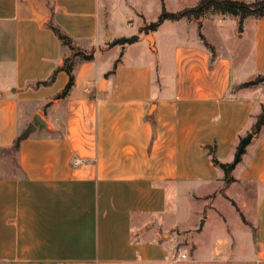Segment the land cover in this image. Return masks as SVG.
Wrapping results in <instances>:
<instances>
[{
    "label": "crops",
    "instance_id": "0c3cea01",
    "mask_svg": "<svg viewBox=\"0 0 264 264\" xmlns=\"http://www.w3.org/2000/svg\"><path fill=\"white\" fill-rule=\"evenodd\" d=\"M199 1L119 0L114 6L125 7L128 20L137 15L141 28L152 23L150 11L175 13ZM106 2L0 0V147L21 138V173L0 175V264H264V127L254 133L264 83L235 89L264 75V19H245L241 31L235 16L164 21L183 40L173 47L168 92L158 60L123 61L124 45L101 63V7L104 28L112 16ZM50 20L79 48L95 52L93 61L79 65L64 99L55 96L68 82L65 72L47 84L66 54L47 27ZM228 21L231 39L243 33L238 47L251 46L252 69L242 59L235 71L236 49L227 45L218 53L208 39L210 25L224 29ZM156 33H144L153 37L154 51ZM132 36L120 30L116 40ZM36 116L46 126L22 139ZM249 134L228 186L220 165L236 158ZM195 181L208 190L195 193ZM231 185L241 186L242 209L254 213L242 222L241 240L225 223L231 240L205 256L193 242L191 252L177 244L211 219L206 215L201 227L193 221L195 202L209 200L213 207L218 196L236 202L225 193ZM181 205L186 227L174 218Z\"/></svg>",
    "mask_w": 264,
    "mask_h": 264
},
{
    "label": "rangeland",
    "instance_id": "374dc122",
    "mask_svg": "<svg viewBox=\"0 0 264 264\" xmlns=\"http://www.w3.org/2000/svg\"><path fill=\"white\" fill-rule=\"evenodd\" d=\"M106 4H111V23L104 28L106 23V11L104 7H101V23L103 25V34L102 37L107 35V32L111 36L109 41L101 40L102 46L105 47L106 53L101 55V63L104 64L107 62V58L110 54L113 55L116 50H118V45L113 46L112 43L116 40V37L119 31H125L128 34H132L134 36H138V39L132 42H127L124 46L125 48L120 52L121 60L127 61L128 63L134 62H146L152 61L155 62L158 60L160 63L163 73H164V81L167 83L166 90L169 92L172 90L171 80H172V51L175 44L183 41L178 36L174 38L173 36V24L171 22L165 23L163 26H159L155 31H157L155 37V48L156 51L152 50L150 47V42L145 38L144 33H148L146 29H144L148 23L141 25V20L137 15H132L133 19L128 20L129 12H126L127 9L125 7L121 9H117L115 3L119 0H106ZM149 18L147 19L149 22H155L159 15L155 13V11H150L148 13ZM217 16H230V15H220V14H208L206 17L211 19L212 17ZM204 17V18H206ZM234 17V16H233ZM231 20V19H230ZM234 21V20H233ZM233 21H228L226 24L227 28L217 29L213 27L214 25H210L207 28L206 33L209 41L215 46L214 49L217 50L218 53L225 52L226 46H230L233 49H236V55L234 58V68L235 71L241 66L242 59H247V67L253 68V56L251 53V46L247 43L244 49L238 47V43L242 42L244 36L242 32H239V35H233L230 30V26L233 25ZM121 23V24H120ZM235 23V21H234ZM110 25V26H109ZM223 31V32H222ZM101 37V38H102ZM126 38V37H125ZM230 40V41H229ZM239 48V49H238ZM112 50V51H110ZM114 50V51H113ZM112 52V53H111ZM159 87L158 78L154 79L153 89L156 90ZM264 95L263 92H259V95ZM34 136V135H32ZM250 145V144H249ZM18 151L14 153L12 150L5 152V155L0 159V175L2 176H10L13 173H21V170L18 168ZM235 161V157L230 158V165H233ZM221 166V165H220ZM224 173L226 175V171L224 169ZM232 173V169L228 170L229 176ZM228 184V183H227ZM230 184H228L229 186ZM226 187V186H225ZM191 189L195 191V193H201L208 190V187L202 183V181H195L192 183ZM225 193L231 197H235V200L227 199L226 197L218 196L214 199L213 207H210V202L202 200L200 202H195L193 213V221L200 220V227L202 221L205 220L206 215H210L211 219L208 224L204 227L202 232H198V230H191L189 233V237L182 236L177 239V244H183L186 246L187 251L191 252L193 248V243L197 245L198 255L205 256L207 255L211 249L217 247L221 244L223 239H230L228 236L227 229L225 227V223H227L230 232L233 234L236 240H241L242 238V222L247 218H253L254 213L248 210L242 209L244 203V197L246 196L243 193V189L238 185H231L229 188L225 189ZM194 193V192H193ZM252 205V204H251ZM241 208L242 211L239 209ZM188 212L185 211L183 205L179 206L177 213L175 214V219L177 221L183 222V226H187L186 215ZM199 215L201 217H199ZM192 218V217H191ZM185 224V225H184ZM189 229V228H185ZM175 237V235H173ZM172 239H174L172 237ZM193 242V243H192Z\"/></svg>",
    "mask_w": 264,
    "mask_h": 264
},
{
    "label": "trees",
    "instance_id": "16d2710c",
    "mask_svg": "<svg viewBox=\"0 0 264 264\" xmlns=\"http://www.w3.org/2000/svg\"><path fill=\"white\" fill-rule=\"evenodd\" d=\"M208 14H220L238 17L239 30L241 31L245 19L249 17L264 19V0H255L253 2L237 0H200L196 7L184 9L175 13H169L163 10L158 19L155 22L149 24L144 29H146L147 32L155 31L166 20H180L182 18L200 19L201 17H206ZM47 27L55 33L61 43V46L66 49V54L62 64L53 71L52 75L47 81V84L51 85L60 72H65L68 75L67 84L55 96V99H64L69 95L75 86L76 72L79 68V65L93 61L95 52L93 49L87 50L79 48L77 46L78 43L52 20L49 21ZM262 83H264V75H259L253 80L239 84L235 87V89L253 88ZM262 127H264V106L262 113L256 120L254 133L260 131ZM20 141L21 138L17 139L10 147H0V159L7 151L12 150L14 153H17ZM221 167L226 171V182L231 183L235 181L234 178L228 174V170L233 169V165L221 164ZM183 246L184 245H182V247Z\"/></svg>",
    "mask_w": 264,
    "mask_h": 264
},
{
    "label": "water",
    "instance_id": "95a60500",
    "mask_svg": "<svg viewBox=\"0 0 264 264\" xmlns=\"http://www.w3.org/2000/svg\"><path fill=\"white\" fill-rule=\"evenodd\" d=\"M111 39V36L109 35V33L107 32V35L105 37V40L106 41H109ZM138 39V36H132L130 38H121V39H118V40H115L112 45L113 46H116L118 44H121V45H125L127 42H132V41H135ZM148 40L150 41L152 47L154 45V39L151 35L148 36ZM46 124L45 122L43 121V119L40 117V116H36L34 118V122L31 123L27 129L23 132L22 134V139H26L28 138V136L35 132V130L37 129V127H45ZM253 138V134H249L248 136H246L245 138L242 139L241 143H240V146L238 148V151H237V154H236V158H235V161H234V164L233 165H236L240 162L241 158H242V155L244 154L245 152V149L247 147V145L249 144V142L252 140ZM203 226V223L202 225Z\"/></svg>",
    "mask_w": 264,
    "mask_h": 264
},
{
    "label": "built area",
    "instance_id": "2783aa9c",
    "mask_svg": "<svg viewBox=\"0 0 264 264\" xmlns=\"http://www.w3.org/2000/svg\"><path fill=\"white\" fill-rule=\"evenodd\" d=\"M182 258H186V255L185 254H182V256H181Z\"/></svg>",
    "mask_w": 264,
    "mask_h": 264
}]
</instances>
